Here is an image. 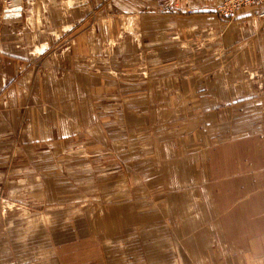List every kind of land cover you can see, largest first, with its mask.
<instances>
[{"label":"crops","instance_id":"0c3cea01","mask_svg":"<svg viewBox=\"0 0 264 264\" xmlns=\"http://www.w3.org/2000/svg\"><path fill=\"white\" fill-rule=\"evenodd\" d=\"M221 3L33 0L20 17L0 6V192L26 165L37 184L97 179L102 165L60 158L107 139L126 169L112 187L127 183L142 206L121 212L120 231L170 233L149 264L161 249L171 264H264V3L235 21ZM106 254L0 264H119Z\"/></svg>","mask_w":264,"mask_h":264},{"label":"rangeland","instance_id":"374dc122","mask_svg":"<svg viewBox=\"0 0 264 264\" xmlns=\"http://www.w3.org/2000/svg\"><path fill=\"white\" fill-rule=\"evenodd\" d=\"M187 12L194 13L191 10ZM234 18L228 20L235 21ZM208 31L211 35H219L223 29L213 26ZM106 123L111 125L104 120V127ZM91 138H88V156L82 150L75 151L70 154V158L66 157L67 154L62 155L60 162L74 171H82L86 166L89 172L97 171L96 166L102 165L105 170L102 172L98 168L101 173H98L97 179L73 186L59 181L37 184L31 167L22 166L25 163H22L23 158L19 161L22 163V174L17 177L12 174L16 181L0 192V260H14L16 256L29 255L56 257L65 252L73 260L84 258L94 261L105 255L106 251L107 259L119 261V264H149V259L150 262L158 259L156 256L160 248L156 245L167 244L168 239H171L170 233L166 235L143 228L120 231L119 223L126 220L120 215L121 212L126 217L134 208L139 211L142 206H135V202L129 200L127 183L112 187L111 180L125 173L126 169L120 167L121 161L110 152L107 139L103 141V148L96 151L95 139ZM15 154L12 153L14 159L11 161L14 164ZM14 171L15 167H10L9 172ZM102 182L104 185H101ZM161 251H165L162 252L165 254L164 258L161 257L164 261L162 264H171L172 254L169 250Z\"/></svg>","mask_w":264,"mask_h":264},{"label":"built area","instance_id":"2783aa9c","mask_svg":"<svg viewBox=\"0 0 264 264\" xmlns=\"http://www.w3.org/2000/svg\"><path fill=\"white\" fill-rule=\"evenodd\" d=\"M33 0H0V6L4 11L8 12L23 7L27 2ZM71 2L70 4H85L88 0H58ZM264 3V0H222L217 8V14L224 18L230 19L236 17L237 13L244 8L258 6Z\"/></svg>","mask_w":264,"mask_h":264},{"label":"water","instance_id":"95a60500","mask_svg":"<svg viewBox=\"0 0 264 264\" xmlns=\"http://www.w3.org/2000/svg\"><path fill=\"white\" fill-rule=\"evenodd\" d=\"M173 1H176V0H173ZM8 13L17 14V16L20 17L21 16V8L10 10V11H8Z\"/></svg>","mask_w":264,"mask_h":264},{"label":"bare ground","instance_id":"6f19581e","mask_svg":"<svg viewBox=\"0 0 264 264\" xmlns=\"http://www.w3.org/2000/svg\"><path fill=\"white\" fill-rule=\"evenodd\" d=\"M71 3V2H70Z\"/></svg>","mask_w":264,"mask_h":264}]
</instances>
